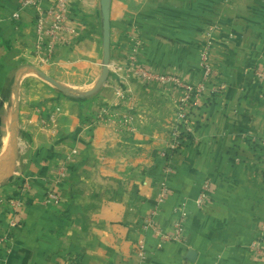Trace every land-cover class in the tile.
<instances>
[{
	"label": "crops",
	"instance_id": "0c3cea01",
	"mask_svg": "<svg viewBox=\"0 0 264 264\" xmlns=\"http://www.w3.org/2000/svg\"><path fill=\"white\" fill-rule=\"evenodd\" d=\"M19 6L0 0V131L12 77L25 65L40 66L35 11L16 19ZM69 17L74 34L63 36L72 43L39 68L92 89L104 62L101 0H70ZM110 18V73L95 95L76 99L35 76L23 80L19 158L0 190V264H135L139 242L144 264H264V81L257 74L264 71V0H111ZM209 27L216 30L215 75L193 110L190 138L171 158L175 171L156 220L171 232L180 207L184 235L162 242L144 222L159 197L166 164L160 152L169 149L182 90L125 80L116 68L135 35L149 70L201 82ZM206 180L211 190L199 206ZM53 190L59 201L48 203ZM11 200L22 204L14 210Z\"/></svg>",
	"mask_w": 264,
	"mask_h": 264
},
{
	"label": "built area",
	"instance_id": "2783aa9c",
	"mask_svg": "<svg viewBox=\"0 0 264 264\" xmlns=\"http://www.w3.org/2000/svg\"><path fill=\"white\" fill-rule=\"evenodd\" d=\"M50 7H43V0H20L19 10L13 15L14 18L20 19L22 11L27 8H32L35 11V55L39 61L43 63H50L54 56L58 52L59 46L67 45L72 43L71 37L63 36L64 33H73L74 26L70 23L69 17V4L70 0H49ZM214 28H211L209 35L213 33ZM233 35H230V38ZM131 52L128 62L124 65H119L116 69L122 73V78H132L138 77L142 78L148 82H161L169 83L175 89L182 90V95L178 100V112L175 122V126L172 132V139L169 143V149L160 152V156L165 159L166 164L164 167L165 176L159 184V197L157 199L156 205L151 211L150 215L145 219L144 229H154L155 233L158 235L162 242L165 241H181L185 230V220L186 215L181 211V208H176V212L180 215L175 219L173 223V229L171 232L166 233L159 230L156 226L157 216L160 212V207L166 202L170 186L169 178L175 171L174 166L171 163V158L177 149L181 140L182 128L187 129V131L192 132V121H191V109L196 107L202 95H204L208 82H211L214 78V65L212 61V44L207 42L203 45L201 50L202 66L204 69L203 81L198 83L185 82L183 79L177 75L169 72H159L149 70L147 67L140 62V50L143 46V40L139 36H132L130 39ZM124 73V74H123ZM259 78L264 81V71L258 70L257 72ZM125 75V76H124ZM224 88L221 86H214L213 91L222 90ZM117 95L121 99L126 98V94L123 90H119ZM129 119V115L124 118ZM262 158L264 160V152L262 153ZM211 190V185L209 181H205L202 187L201 193L198 198V205L202 206ZM48 203H57L59 201L58 193L53 190L50 191L45 200ZM21 202L18 200H11V206L14 210H17L21 206ZM259 241L256 245H259ZM137 255L138 260L135 264H144L147 261V251L143 242L137 244Z\"/></svg>",
	"mask_w": 264,
	"mask_h": 264
},
{
	"label": "water",
	"instance_id": "95a60500",
	"mask_svg": "<svg viewBox=\"0 0 264 264\" xmlns=\"http://www.w3.org/2000/svg\"><path fill=\"white\" fill-rule=\"evenodd\" d=\"M110 1L101 0L102 14L104 19V63L102 74L95 84V86L87 91H79L65 83H62L55 77L49 75L44 70L35 65H25L21 67L15 75V101L16 108L12 114L10 136L6 145L5 151L0 156V185L8 181L15 173L16 166L20 152V90H21V77L26 74H34L45 81L52 84L63 94L82 99L95 95L107 82L110 73V61H111V18H110ZM197 252L190 249L188 252V258L194 260Z\"/></svg>",
	"mask_w": 264,
	"mask_h": 264
},
{
	"label": "rangeland",
	"instance_id": "374dc122",
	"mask_svg": "<svg viewBox=\"0 0 264 264\" xmlns=\"http://www.w3.org/2000/svg\"><path fill=\"white\" fill-rule=\"evenodd\" d=\"M212 27H209L208 29H206L203 33V36H204V40H203V45H205L207 42H210L211 44H213V47L215 45V38H214V34H215V29L213 30V33L211 35H209V31ZM130 48L131 45H130ZM56 56V55H55ZM53 58V60L50 62V63H43L41 61L38 60V64L41 65H46V64H52V63H55L56 61V58ZM57 57V56H56ZM128 59L129 57L126 59V61L124 62L125 64L128 62ZM111 62V61H110ZM104 63V62H103ZM111 64V63H110ZM201 64H202V59H201ZM28 65H33V64H28ZM36 66V65H35ZM39 65H37V67H40ZM203 67V66H202ZM102 74V73H101ZM124 74V73H123ZM16 75V73H15ZM15 75L12 77V80H11V97H10V104H9V107H8V111H7V120L5 121L6 122V125H5V129L0 131V156L2 155V153L5 151V148H6V145L8 143V140H9V136H10V126H11V119H12V114L13 112L15 111V108H16V101H15V95H14V90H15ZM35 76L39 79L40 83H44L45 85H48L47 87H52L54 89H56L52 84H50L49 82L45 81L43 78L37 76V75H34V74H26L24 75L23 77H21V89H22V83H23V80L26 78V80H28L29 78H27L28 76ZM101 76V75H100ZM125 76V75H124ZM121 77H123L121 75ZM125 80L128 79L127 77L124 78ZM99 80V79H98ZM33 83V82H32ZM48 83V84H46ZM64 83V82H62ZM35 86V85H34ZM36 87V86H35ZM34 89H36V91H40L42 88L40 87H36ZM75 88V87H73ZM43 89H44V86H43ZM79 91H87V90H90V89H87V88H75ZM58 92H60L58 89H56ZM121 90V89H118L117 90V93L118 91ZM21 91V90H20ZM62 93V92H60ZM118 96V95H117ZM20 111H21V99H20ZM1 124H2V119L0 118V129H1ZM2 133V134H1ZM261 160L262 162H264L263 158L261 157ZM1 185H0V190H1Z\"/></svg>",
	"mask_w": 264,
	"mask_h": 264
},
{
	"label": "trees",
	"instance_id": "16d2710c",
	"mask_svg": "<svg viewBox=\"0 0 264 264\" xmlns=\"http://www.w3.org/2000/svg\"><path fill=\"white\" fill-rule=\"evenodd\" d=\"M195 109V107H193L191 109V121H192V115H193V110ZM193 124V122H192ZM191 134L189 131H187V129L185 128H182V132H181V140H180V144H179V147L177 149V151L180 149L182 143L189 137L190 138Z\"/></svg>",
	"mask_w": 264,
	"mask_h": 264
}]
</instances>
